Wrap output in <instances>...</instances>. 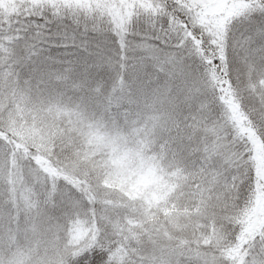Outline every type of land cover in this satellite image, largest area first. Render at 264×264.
Here are the masks:
<instances>
[{
	"label": "snow or ice",
	"instance_id": "6c2138e0",
	"mask_svg": "<svg viewBox=\"0 0 264 264\" xmlns=\"http://www.w3.org/2000/svg\"><path fill=\"white\" fill-rule=\"evenodd\" d=\"M0 264H264V0H0Z\"/></svg>",
	"mask_w": 264,
	"mask_h": 264
}]
</instances>
